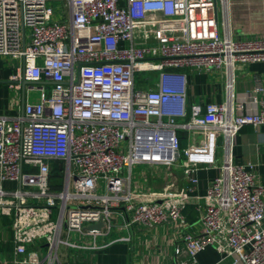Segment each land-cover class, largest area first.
<instances>
[{"label":"built area","instance_id":"obj_1","mask_svg":"<svg viewBox=\"0 0 264 264\" xmlns=\"http://www.w3.org/2000/svg\"><path fill=\"white\" fill-rule=\"evenodd\" d=\"M56 2L68 20H54ZM217 2L0 0V56L20 62L9 111L24 102L0 114V208L16 264H66L62 250L84 248L81 236L102 247L130 240L138 224L182 229L197 172L209 167L219 175L201 233H184L175 257L187 258L165 264H199L208 247L222 261L264 264V187L233 153L237 133L264 125L262 88L238 108L233 89L237 68L264 62V36L220 33ZM222 72L223 103L208 91L190 103L191 83ZM136 166L145 168L137 184L150 175L155 189L158 176L162 188L133 190Z\"/></svg>","mask_w":264,"mask_h":264},{"label":"crops","instance_id":"obj_2","mask_svg":"<svg viewBox=\"0 0 264 264\" xmlns=\"http://www.w3.org/2000/svg\"><path fill=\"white\" fill-rule=\"evenodd\" d=\"M218 4V29L224 33L229 29L233 40H250L264 36V0H227L225 6L222 1ZM62 14V7H61ZM61 19L68 20V16L61 15ZM60 19V20H61ZM11 58L8 56H1ZM15 60V59H14ZM18 62V68L20 62ZM18 68H6L0 61V80L10 81L11 75ZM15 69V70H14ZM234 107L238 108L245 96L254 92L256 86L262 88L261 96L264 95V62H255L240 66L234 72ZM206 77H199L196 83L190 84V103H201L204 100L205 91L209 92L210 98L217 103L226 100V78L222 73L211 74L210 81L206 83ZM14 86L10 83H0V114H19L22 112L23 100L13 111H9V90ZM12 98V97H11ZM251 104H245L244 110H248ZM183 146H187L184 139ZM234 162L244 165L254 174L256 184L264 187V125L255 128L244 127L234 138ZM221 159V151L219 153ZM219 175V169L203 168L197 172L200 179L197 191L188 202L184 211L187 226L182 229L171 222L159 224L153 228H146L141 224L134 225L128 241L109 243L102 247L94 246V239L81 236L84 248H64L63 255L66 264H165L175 259H186L187 254L175 257V248L181 244L184 233L196 235L201 233L202 223L200 217L205 208L204 196L207 187ZM144 176V175H143ZM133 183L132 189L143 194L149 191H158L162 188L163 179L156 177L154 187L149 186L150 175ZM6 188L14 187L13 183L5 184ZM149 195V194H147ZM113 236H117L114 233ZM15 246L11 229V219L2 214L0 208V264L15 263ZM199 264H232L231 260H221L215 248L208 247L206 251L198 254Z\"/></svg>","mask_w":264,"mask_h":264},{"label":"rangeland","instance_id":"obj_3","mask_svg":"<svg viewBox=\"0 0 264 264\" xmlns=\"http://www.w3.org/2000/svg\"><path fill=\"white\" fill-rule=\"evenodd\" d=\"M55 6H56V9H55L56 10V15L54 16V20H60L62 18L61 17V15H62L61 14V3L60 2H56ZM0 61H3V63L6 66V68H15V69L18 68V62H17V60H14L12 58H6V57H1L0 56ZM147 75H148V73H141V72H139V74L137 75V77H138V79L139 78L140 79L141 78L144 79L145 77H147ZM8 90H9L10 98L16 96V88H13L12 90H10L8 88ZM30 95H31V100H34V98L38 97V93L35 92V91L31 92ZM144 170H145L144 167L136 166L134 168V177L135 178L133 179V181L135 183L137 181V178H139V176H141V174L144 173ZM62 180H63V178L60 177V181H62Z\"/></svg>","mask_w":264,"mask_h":264},{"label":"water","instance_id":"obj_4","mask_svg":"<svg viewBox=\"0 0 264 264\" xmlns=\"http://www.w3.org/2000/svg\"><path fill=\"white\" fill-rule=\"evenodd\" d=\"M0 83H10V81H1L0 80ZM23 84L26 85V81L25 80L23 81ZM101 226H102V223H100L98 225L90 226V228H92V229H93V227L101 228Z\"/></svg>","mask_w":264,"mask_h":264},{"label":"trees","instance_id":"obj_5","mask_svg":"<svg viewBox=\"0 0 264 264\" xmlns=\"http://www.w3.org/2000/svg\"><path fill=\"white\" fill-rule=\"evenodd\" d=\"M182 142H183L182 145L185 144V143H184V142H185L184 140H182Z\"/></svg>","mask_w":264,"mask_h":264}]
</instances>
